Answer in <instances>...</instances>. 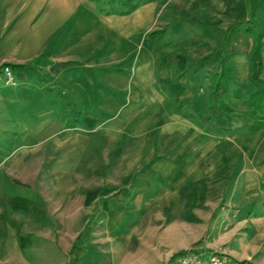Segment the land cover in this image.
Segmentation results:
<instances>
[{
	"label": "crops",
	"instance_id": "1",
	"mask_svg": "<svg viewBox=\"0 0 264 264\" xmlns=\"http://www.w3.org/2000/svg\"><path fill=\"white\" fill-rule=\"evenodd\" d=\"M123 2L126 9L114 19L95 23L89 39L81 35L87 24L86 0H0V94L1 89L6 91L0 101L5 107L9 104V119L21 130L10 136L15 145L3 137L10 146L2 147L0 171L6 174L14 167L19 169L30 156L66 154L72 146L76 152L89 150L95 157H110L106 172L102 159L86 171L82 187L95 188V197L85 194L81 204L95 201L102 205L103 200L119 196L128 198L137 212L158 221L157 227L149 226L152 231L138 236L142 245L131 264H162L168 252L189 248L204 255L220 250L236 260L264 264L262 166L247 169L245 156L240 150L236 156L229 144L230 126H246L250 106L245 96L233 104L225 97L227 78L241 84L251 76L264 99V0H176L178 11L192 12L191 22L177 24L171 40L158 42V47L143 40V51L136 55L130 53L129 27L125 29L118 19L132 16L145 23L149 18L139 13L144 5ZM104 40L112 48L111 64L85 67V54L96 51ZM199 44L211 52L204 62V55L195 48ZM187 45L189 50L183 48ZM36 60L42 66L50 61L51 77L64 79L50 82L52 102L23 101L22 92L29 86L20 82L25 81V72L34 71L29 65ZM135 61L137 71L131 68ZM14 64H26V68L17 69ZM3 66L12 68L19 85L3 83ZM216 80L219 85L214 90ZM36 87L46 97L44 84L39 82ZM61 94L65 95L62 99ZM73 100L85 102L94 112L84 116L57 112ZM1 113L0 121L4 119ZM256 115L249 112V130ZM69 117L84 131L68 130ZM246 146L243 143L244 152ZM11 157L15 159L9 169ZM241 158L242 197L232 201L236 179L228 183L222 173ZM250 173L256 180L251 183L247 181ZM95 174L99 176L92 178ZM6 178L0 179V264H26L29 261L21 244L29 233L42 230L39 211L32 216L29 208L48 203L42 199L38 203L32 191L16 195ZM119 183L129 188L126 194ZM236 209L233 215L230 211ZM107 214L111 222L107 228L112 232L122 218L118 212ZM158 227L161 230L156 233ZM48 229L44 233L49 234ZM110 236L106 231L105 237L113 240ZM125 236L131 238L129 233Z\"/></svg>",
	"mask_w": 264,
	"mask_h": 264
},
{
	"label": "rangeland",
	"instance_id": "2",
	"mask_svg": "<svg viewBox=\"0 0 264 264\" xmlns=\"http://www.w3.org/2000/svg\"><path fill=\"white\" fill-rule=\"evenodd\" d=\"M130 1L136 3L137 5H144L140 8L139 13H144V15L149 18V20L145 23H140L138 20L135 21V19H132V16L118 19V21L123 24L125 29L129 27L128 40L131 44H133V46L129 44L131 47L129 49L130 53L134 52L135 55L140 51H143V40H149L151 42V47H158L160 41L168 43V41L171 40L172 35L175 33L174 30H177L174 29L177 24L182 22H191L192 12L189 10L178 11L177 8L174 7L176 0ZM148 2L152 3L148 4ZM86 4L88 10V16L86 18L87 24L86 28L81 30V35L83 36L84 34L89 39H91L93 37L92 34L95 33V23L114 19L115 16L120 15L121 12L126 9L123 0H86ZM95 15L101 18L96 19L94 18ZM150 32L153 33L150 34ZM186 40L188 39H185L184 41ZM183 48H186L187 50L190 49L188 45ZM195 48H198L199 53L204 55L203 62L207 60V56H211V52L208 53L204 45L199 44L198 46H195ZM111 49L110 42L104 40L96 51L85 54L82 59L83 65H85V67H89L93 64H111ZM49 62L50 61L43 62L44 65L42 66V62L40 60H36L29 65V69H32L31 66H34V71L25 72L24 80L26 82H20L29 86L28 90L24 89V92H22L24 103L29 99L36 102L41 101L42 99L52 102L48 93L52 90V87L50 86L52 83L50 82L57 80L62 83L64 79L63 77H51L53 71L50 72L48 67ZM121 63L122 61L118 62L119 65ZM137 64L138 61L131 64L133 71H137ZM5 67L6 66H3V72ZM10 71L11 79H9L4 72L3 83L5 85L14 86L19 82L12 68H10ZM69 78L75 81L74 77L70 76ZM39 82L44 84V89L42 90L47 92L46 97H44L42 93L37 92L36 86H38ZM218 82L219 81L216 80L214 90L218 87ZM30 87H32V89ZM257 90L256 80L253 81V77L251 76L245 78L241 84H237V82H235L232 78L226 79V102L230 100L233 104L234 99L238 98V100H240L241 97L245 96L246 105L250 106L246 109V126H230V134L232 138L229 143L230 148L232 150H236V156H238L241 151V156H245L244 159H246L247 169L252 167V165L255 167L261 165L263 171L261 173V180H263L264 164L261 163L260 155L263 154V159L264 126L260 128H263L261 132L253 133L249 130L250 111L256 113L257 117L264 116V99L259 96ZM1 91L2 93L0 94V97L4 92H6L3 89H1ZM62 96L65 95L61 94V99ZM66 96L68 97V95ZM4 103L0 101V113L3 111V114H1L4 118L0 121V160L3 159L2 152H4V149L2 147H5L4 144H9V142L7 143V139H10V141L13 142L11 145H15L16 143L13 137H10L14 135L12 132H15L16 134L21 133V130L16 125L15 121L9 119V104L5 107ZM6 112L7 114H5ZM57 112L60 114H66V112L77 113V115L81 114V116H84L90 115L94 112V109L92 107H88L85 102L81 103L78 100H73L68 103V107L63 109L59 108L57 109ZM100 113H102L103 116L106 115L103 111H100ZM261 119L262 118H259L258 120ZM75 123L76 122L73 117H69L66 119L65 126L72 132H83L84 130L77 128ZM4 130L8 132H2ZM262 136L263 139L258 140ZM3 137H7V141L4 142ZM16 140H18V138H16ZM18 143L19 142L17 141V144ZM243 143L247 144L245 152L242 149ZM8 146H10V144ZM74 148L75 147L72 146V151L67 152L66 154L65 152L63 153V151L51 154L54 155L52 157H47L46 154L44 157L35 156V158H31L30 156L25 158L24 163L19 169L16 167L13 168V166L10 167V162L15 159V157H11L8 160V168L13 169H10V172H6V174H3L0 171V179L7 177V181L13 185V190L17 193L16 195L19 196L20 193H29L32 191L31 193L33 196L38 198V203L40 199L48 203L46 205L45 203H43L44 205L40 204L38 206L39 210H37L38 208L36 207H34L35 210H33V208H29V213H31L32 216H37V212L39 211V223L42 230H34L29 233V236L28 238L26 237L27 239H25L24 244H21L22 240L20 237H16L17 241L23 245V256H25L29 261L26 264H131L134 262L136 257H139L138 251L140 250L139 248L142 244L141 241L138 242V236L144 232L147 233L150 229L149 226L153 225L154 228L157 227L158 221L151 218L150 215L137 212V210L133 209V206L129 205L128 198L119 196H116V198L114 197L115 199L112 201L103 200L101 202L102 205H98L95 201L89 202L88 204H81L85 194L89 195V198L95 197V188H88L87 190L82 187L81 182L86 175V171L94 166L93 162H95V160L98 162L99 159H102L105 164L103 166V172H106L109 166L107 164H110V157H95L89 150L83 154L78 151L76 152ZM92 151L95 152L96 150ZM234 159L236 160L237 157ZM243 163V158L237 162L232 161V163L226 167V172H221L222 176L225 177L226 175V181H228V183L231 180L236 179V183L230 195L232 201H238V199H241L242 197V176L238 171L241 169ZM255 174H258L257 168ZM98 176V174H95L92 175V178H97ZM90 177L91 176H88L87 178L89 179ZM247 181L251 183L256 180H253V175L250 173ZM260 187L264 190V185ZM118 188L121 189L122 192H125V194L129 191L127 185H124L123 183H119ZM135 191V189L131 190V193L133 194ZM262 196L264 198V193H262ZM226 207L228 208V206ZM108 212H118L122 218L120 222H118V225L112 228V232L107 228L111 224V222L107 220ZM230 212L233 215L238 213L237 209L236 211L231 210ZM162 224H164V222ZM228 227L226 226V230ZM45 228H49V234L44 233L43 229ZM152 230L153 228L150 229V231ZM158 230H161L160 227L156 229V233ZM106 231L107 233H110V237H118L119 243L116 242V238L114 237H112L113 240L106 238ZM128 233L131 235L129 240L125 236ZM188 250L175 252L171 255L170 252H168L165 255V260L162 264H174L176 259ZM217 251L227 254L224 251ZM144 255L146 256V254ZM147 256L150 258V254H147ZM251 261L253 264H258L253 260Z\"/></svg>",
	"mask_w": 264,
	"mask_h": 264
},
{
	"label": "built area",
	"instance_id": "3",
	"mask_svg": "<svg viewBox=\"0 0 264 264\" xmlns=\"http://www.w3.org/2000/svg\"><path fill=\"white\" fill-rule=\"evenodd\" d=\"M4 72L9 79H11L10 67L6 66ZM175 264H253L250 259L236 260L231 256L214 251L209 255H204L199 251L190 249L179 256Z\"/></svg>",
	"mask_w": 264,
	"mask_h": 264
},
{
	"label": "trees",
	"instance_id": "4",
	"mask_svg": "<svg viewBox=\"0 0 264 264\" xmlns=\"http://www.w3.org/2000/svg\"><path fill=\"white\" fill-rule=\"evenodd\" d=\"M125 1H126V0H125ZM134 7H135V5H132L130 9L132 10V9H134ZM13 66H14L15 68H17V69H21V70H24V69L26 68V64H14ZM218 81H219V80H218ZM218 84H219V82H218ZM257 118H258V119H259V118H262V119H261V120H258ZM256 119H257V120H255L254 124L250 126V130H259L261 127L264 126V116H262V117H257V116H256ZM262 162L264 163V157H263V159H262ZM260 185H261V186L264 185V179L261 180Z\"/></svg>",
	"mask_w": 264,
	"mask_h": 264
}]
</instances>
